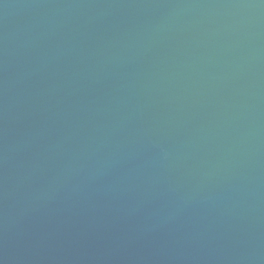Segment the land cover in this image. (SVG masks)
I'll return each mask as SVG.
<instances>
[{
    "label": "water",
    "instance_id": "water-1",
    "mask_svg": "<svg viewBox=\"0 0 264 264\" xmlns=\"http://www.w3.org/2000/svg\"><path fill=\"white\" fill-rule=\"evenodd\" d=\"M0 264H264V0H0Z\"/></svg>",
    "mask_w": 264,
    "mask_h": 264
}]
</instances>
